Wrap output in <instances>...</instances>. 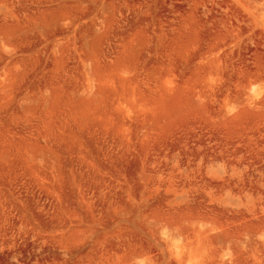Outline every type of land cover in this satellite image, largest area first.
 Instances as JSON below:
<instances>
[{
	"label": "rangeland",
	"instance_id": "374dc122",
	"mask_svg": "<svg viewBox=\"0 0 264 264\" xmlns=\"http://www.w3.org/2000/svg\"><path fill=\"white\" fill-rule=\"evenodd\" d=\"M0 264H264V0H0Z\"/></svg>",
	"mask_w": 264,
	"mask_h": 264
},
{
	"label": "bare ground",
	"instance_id": "6f19581e",
	"mask_svg": "<svg viewBox=\"0 0 264 264\" xmlns=\"http://www.w3.org/2000/svg\"><path fill=\"white\" fill-rule=\"evenodd\" d=\"M252 91H254V90H252ZM252 91H251V92H252Z\"/></svg>",
	"mask_w": 264,
	"mask_h": 264
}]
</instances>
